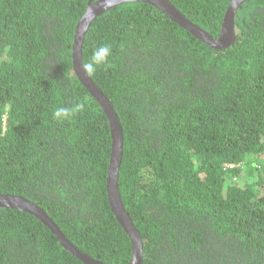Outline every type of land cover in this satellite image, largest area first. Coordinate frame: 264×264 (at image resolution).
Here are the masks:
<instances>
[{
    "label": "trees",
    "instance_id": "obj_1",
    "mask_svg": "<svg viewBox=\"0 0 264 264\" xmlns=\"http://www.w3.org/2000/svg\"><path fill=\"white\" fill-rule=\"evenodd\" d=\"M96 0H0V195L24 197L105 264L133 246L112 212L109 120L74 69L76 27ZM215 39L232 0H169ZM216 49L157 7L132 2L92 24L84 65L124 135L120 191L142 264H264V0ZM83 108L57 121V108ZM0 264H85L34 215L0 208Z\"/></svg>",
    "mask_w": 264,
    "mask_h": 264
},
{
    "label": "water",
    "instance_id": "obj_2",
    "mask_svg": "<svg viewBox=\"0 0 264 264\" xmlns=\"http://www.w3.org/2000/svg\"><path fill=\"white\" fill-rule=\"evenodd\" d=\"M249 0H232L225 14L221 33L218 39H215L200 26L191 22L183 15L175 5L169 0H96L89 2L87 10L79 21L75 32L74 43V69L79 80L84 84L88 91L97 99L109 120L112 136V151L108 167L107 192L108 200L113 214L121 224L125 232L129 235L132 246L133 256L129 264L143 263V241L140 232L136 228L130 213L127 211L120 191V169L124 154V135L117 112L107 96L95 85L89 75L83 70V43L87 32L92 24L104 13L119 5L132 2H141L151 4L165 12L179 26L186 29L192 35L202 40L206 44L216 49H225L232 46L237 40L236 14L241 6ZM0 208L16 209L34 215L44 225H46L53 234H55L61 245L83 261L85 264H105L95 258L83 253L72 242H70L58 225L48 216L47 212L36 203L14 195H0Z\"/></svg>",
    "mask_w": 264,
    "mask_h": 264
},
{
    "label": "clouds",
    "instance_id": "obj_3",
    "mask_svg": "<svg viewBox=\"0 0 264 264\" xmlns=\"http://www.w3.org/2000/svg\"><path fill=\"white\" fill-rule=\"evenodd\" d=\"M111 55V47L108 45H101L97 47L92 55V59L89 63L83 66V70L85 74L91 75L95 73L99 67L105 65ZM83 105L73 106L70 108L60 107L57 108L54 113L53 117L57 121H65L71 119L77 111L81 110Z\"/></svg>",
    "mask_w": 264,
    "mask_h": 264
}]
</instances>
